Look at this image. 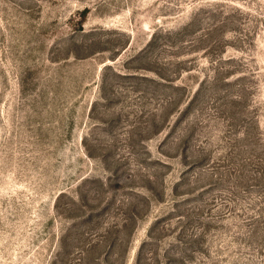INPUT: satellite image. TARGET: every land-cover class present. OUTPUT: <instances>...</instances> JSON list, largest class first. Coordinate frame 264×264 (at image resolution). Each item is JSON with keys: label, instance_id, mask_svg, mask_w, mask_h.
Returning a JSON list of instances; mask_svg holds the SVG:
<instances>
[{"label": "rangeland", "instance_id": "374dc122", "mask_svg": "<svg viewBox=\"0 0 264 264\" xmlns=\"http://www.w3.org/2000/svg\"><path fill=\"white\" fill-rule=\"evenodd\" d=\"M0 264H264V0H0Z\"/></svg>", "mask_w": 264, "mask_h": 264}]
</instances>
